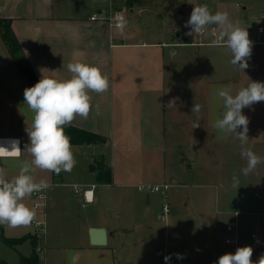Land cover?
Returning a JSON list of instances; mask_svg holds the SVG:
<instances>
[{
	"label": "rangeland",
	"instance_id": "obj_1",
	"mask_svg": "<svg viewBox=\"0 0 264 264\" xmlns=\"http://www.w3.org/2000/svg\"><path fill=\"white\" fill-rule=\"evenodd\" d=\"M125 5L131 23L128 33L131 41L165 46V63L161 62L160 71L163 77L165 70V157L155 163L150 148L142 153L139 146L127 149L118 139L120 131L116 129L114 144L111 141L104 146L105 163L112 168V182L110 186H101L97 183V171H93L99 170L100 147L72 146L75 167L71 172L60 173L63 178L60 184H48L49 226L39 264H74V251L87 244L89 226L105 228L109 239L117 237L120 247L128 249L129 252L118 253V264L122 261L127 264H216L221 255L233 253L231 247L223 244V237L226 225L236 213H240L242 243L254 248L256 256L252 261L256 264L264 254V239L252 240L250 235L254 229L264 232V164L244 176L241 169L247 162L240 155L238 139L230 136L221 140L219 134L211 137L208 131L193 128L190 112L197 102L192 99L191 74L197 73L192 72L191 45L200 40V35L213 43L216 38L211 33H218L219 29L210 25L198 35H188L190 28L185 25L195 6L207 5L213 13L227 12L234 23L250 29L251 41H255L258 27L264 25V0H127ZM178 16H183L182 22ZM145 28L147 31L142 30ZM211 51L215 78L230 79L235 73L230 50L225 46L211 47ZM199 52L200 65L206 66L209 53L201 49ZM150 71L156 73L154 61ZM200 75H208L207 66L204 70L200 67ZM23 84L21 89L14 79L0 80V136L27 135L33 113L24 104V90L31 86L25 79ZM173 99L175 108H170L168 103ZM114 103L117 111V101ZM213 107H223L222 100L215 98ZM175 112L179 114L176 120ZM119 125L116 123V128ZM254 145V142L247 143L244 147L264 157V148ZM30 160L29 154L20 164ZM233 174L239 177L237 189L233 187ZM34 176L37 181L41 180L36 172ZM162 184H168L170 189L156 193L139 189L141 185ZM92 185L96 186L95 202L86 204L83 192ZM77 187L80 192L75 191ZM165 204L170 214L162 221ZM24 249L31 255L29 243ZM177 254L183 258L178 259ZM81 256L79 264L87 259L86 255ZM165 256L171 259L166 262ZM18 259L17 252L0 240V263H14ZM87 264L105 263L97 259Z\"/></svg>",
	"mask_w": 264,
	"mask_h": 264
},
{
	"label": "crops",
	"instance_id": "obj_2",
	"mask_svg": "<svg viewBox=\"0 0 264 264\" xmlns=\"http://www.w3.org/2000/svg\"><path fill=\"white\" fill-rule=\"evenodd\" d=\"M88 1L0 0V19L11 21L12 32L39 79L42 78V75L57 79L70 78L72 74L68 71L67 65L76 61L94 65L108 77L109 89L106 92L102 94L89 93L92 101L88 117L85 119L76 116L70 124V126L107 139L106 144L88 146L100 147L98 152L103 158L104 146L107 147L111 141L114 144L116 129H119L120 134L117 137L127 149L139 146L140 153H142L150 148L152 150L150 153L155 156V163H158L165 157L166 91L163 80L165 70L162 74L163 77L160 76L161 62L165 63V46L141 40L131 41L132 37H128L131 23L125 11L127 0H90L92 3L95 1L96 6ZM110 8L125 11L126 24L123 30L112 27L103 20ZM129 12L133 13L134 10L129 9ZM96 14L101 17L99 20L92 21L91 18ZM142 30L147 31L146 28ZM200 37L199 41L192 42L193 45H191L192 72L196 71L197 73L196 75L192 73L191 76L194 82L192 99L202 105V109L199 119L195 112H190L192 123L200 124L199 127H195L197 130L202 128V130L208 131L211 137L219 134L221 140H225L230 136L233 137L234 134L225 136L213 127L215 120L220 118L223 112V107H213L214 99L218 98L216 90L220 86H229L235 93L241 87L247 86L249 80L264 82V36L260 39L257 34V39L252 41L251 56L248 58L249 67L242 71L234 66L235 73L231 76L232 78L229 77L230 79L215 78V61L211 56L212 51L209 53V48L225 47L224 43L213 44L206 41L207 38L205 39L204 36L200 35ZM200 49L209 53L206 61L208 71L206 77L200 75V67L203 70L206 68L203 64L200 65ZM171 53L175 57V51L172 50ZM174 60L175 58L172 59V61ZM152 61H154L156 71L154 74H151L150 71ZM116 65H118L117 71L119 72L117 75L115 73ZM10 79H14L23 89L25 77L12 60L0 35V80L8 82ZM195 85L197 88L194 87ZM195 90L196 92H193ZM114 100L117 101V111ZM242 112L249 119L247 133L249 140L247 143L254 142V146L264 148V101L245 107ZM174 115V120H176L179 114L175 112ZM116 123L120 124L117 128ZM237 131H242V128H238ZM0 138L17 139L22 151L23 146L30 143L26 134L23 137L16 135L0 136ZM25 153L22 152L19 158L0 159V167L6 169L9 178L18 174L21 166L20 161L24 156L29 155L27 152ZM107 165L109 164L107 163ZM93 171H97L99 175V170ZM36 173L39 175L38 178L45 180L47 184H60V180L63 182L61 174L39 169L36 170ZM97 183L101 186H110V184L99 183L98 176ZM30 199V201L26 199L24 202L33 208L32 198L30 197ZM36 217H38L37 213ZM93 228L98 227L89 226L88 231ZM33 233L32 223L29 226L16 228L0 225V235L6 238L17 239ZM86 239L87 244L74 251V264H79L81 255L87 257L83 264L92 262V260L95 263L97 259L105 264H118V253L129 252L128 249L120 247L117 237L110 239L108 237V244L104 247L91 245L89 235ZM27 243L31 245L28 240L12 248L19 256L18 261L14 263L4 261L0 264H18L21 256H31L30 253H25L24 246ZM121 264L127 263L122 261Z\"/></svg>",
	"mask_w": 264,
	"mask_h": 264
},
{
	"label": "clouds",
	"instance_id": "obj_3",
	"mask_svg": "<svg viewBox=\"0 0 264 264\" xmlns=\"http://www.w3.org/2000/svg\"><path fill=\"white\" fill-rule=\"evenodd\" d=\"M126 22L121 20L118 27L123 30ZM219 29L217 39L213 44L223 42L230 50L231 64L242 71L249 67L252 41L247 29L234 23L227 12L213 13L207 5L195 6L191 12L186 27L190 28L188 35H198L208 26ZM72 74L67 79L44 77L32 87L24 90V104L33 113L30 126L26 132L30 143L22 151L19 141H12L11 147L0 146V159L19 158L22 152L31 156L30 161H23L19 172L9 178L4 167H0V225L9 228L29 226L35 216V208L29 207L24 201L33 193L49 187L43 179L37 181L34 173L37 169L60 174L71 172L76 165L70 137L65 127L70 125L76 116L87 118L91 109L92 97L89 93L102 94L109 89V80L101 70L84 62L76 61L67 65ZM216 96L223 102L221 117L216 119L213 127L225 136L234 134L241 142L240 155L246 160V167L241 174L247 176L253 173L257 166L264 164V157L258 156L247 144L249 119L243 114L245 107L264 101V82L251 81L233 93L229 86H220ZM168 106L175 108V99ZM202 105L193 104L192 112H201ZM195 122L193 128L199 127ZM242 128V131H237ZM233 187H239V177L232 176ZM251 246L237 247L235 253H225L218 258L216 264H253ZM178 259L183 256L177 254ZM170 256H165L167 262ZM256 264H264L262 254Z\"/></svg>",
	"mask_w": 264,
	"mask_h": 264
},
{
	"label": "built area",
	"instance_id": "obj_4",
	"mask_svg": "<svg viewBox=\"0 0 264 264\" xmlns=\"http://www.w3.org/2000/svg\"><path fill=\"white\" fill-rule=\"evenodd\" d=\"M96 1H99V0H96ZM100 17L101 16L99 14H96L91 18V20L96 21V20H99ZM103 20L107 21L110 26L119 28L118 24L121 22V20L125 21V11L110 8L109 12L104 17ZM216 34L217 33L215 31L211 33V35L217 39ZM257 34L260 39L264 36V25H261L258 27ZM216 44H223V42H218ZM16 140L17 139L0 138V146H5V147L10 148L11 144H9L8 141H16ZM95 187L96 186L92 185L91 189H87L83 192V199L86 204H91L94 202ZM47 189L40 191V192L33 193L31 196L32 206L33 208H35L36 213L38 214V217L34 218L32 222V225L34 227L33 234L39 240L38 246H37L38 254L42 252L43 248L45 247L46 240H47V231H48V217H47V212H46ZM139 189L141 191H149L152 193L161 192V191L167 192L170 189V186L168 184L141 185L139 186ZM75 191L80 192V188L79 187L75 188ZM169 214H170V208L167 204H165L162 207V217H160L161 220L166 221L168 219ZM239 214L240 213H236L234 216V219L229 221V223L226 225L225 227L226 235L223 237V244L228 247H231L233 250V253H235L237 247L249 246V245H244L241 240ZM250 236L252 240L258 241V240L264 239V232L263 230H260V229H254ZM42 242L43 244L41 245ZM255 256H256V252L253 248V255L251 259H254Z\"/></svg>",
	"mask_w": 264,
	"mask_h": 264
},
{
	"label": "trees",
	"instance_id": "obj_5",
	"mask_svg": "<svg viewBox=\"0 0 264 264\" xmlns=\"http://www.w3.org/2000/svg\"><path fill=\"white\" fill-rule=\"evenodd\" d=\"M0 35L4 43L6 44L10 56L16 64L17 68L24 75L26 81L30 84V86H34L40 79L37 77L32 66L25 57L22 47L20 46L16 36L12 32L10 20L0 19ZM65 132L70 137L72 146L98 145L107 143V139L103 136L78 129L70 125H67L65 127ZM112 178V169L105 163V158L103 157L99 162L98 182L111 184ZM0 238L10 248H15L16 246L23 244L24 242L29 240L31 242L33 252L29 257L21 256L20 262L18 264H39L40 259L37 252L39 240L34 234L23 236L17 239L6 238L3 235H0Z\"/></svg>",
	"mask_w": 264,
	"mask_h": 264
},
{
	"label": "water",
	"instance_id": "obj_6",
	"mask_svg": "<svg viewBox=\"0 0 264 264\" xmlns=\"http://www.w3.org/2000/svg\"><path fill=\"white\" fill-rule=\"evenodd\" d=\"M178 19L180 20V22H182L183 17L179 16ZM248 33H249V39H250V29H247ZM89 237H90V243L93 246H107L108 244V234H107V230L105 228H93L90 230L89 233Z\"/></svg>",
	"mask_w": 264,
	"mask_h": 264
},
{
	"label": "bare ground",
	"instance_id": "obj_7",
	"mask_svg": "<svg viewBox=\"0 0 264 264\" xmlns=\"http://www.w3.org/2000/svg\"><path fill=\"white\" fill-rule=\"evenodd\" d=\"M16 141H17V140H16ZM8 142H9V144H11L12 141H8Z\"/></svg>",
	"mask_w": 264,
	"mask_h": 264
}]
</instances>
